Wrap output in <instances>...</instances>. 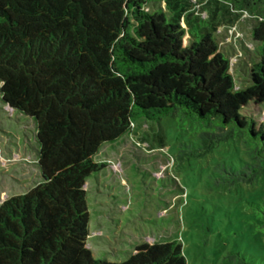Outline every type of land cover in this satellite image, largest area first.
I'll return each mask as SVG.
<instances>
[{
    "label": "trees",
    "instance_id": "16d2710c",
    "mask_svg": "<svg viewBox=\"0 0 264 264\" xmlns=\"http://www.w3.org/2000/svg\"><path fill=\"white\" fill-rule=\"evenodd\" d=\"M243 13L256 49L236 88L217 35ZM190 31L198 38L185 46ZM0 95L34 120L41 175L0 203V264H187L176 241L94 260L85 183L135 119L168 115L212 128L183 144L191 156L243 140L246 158L217 163L218 182L264 179V124L244 113L264 107V0H0Z\"/></svg>",
    "mask_w": 264,
    "mask_h": 264
},
{
    "label": "rangeland",
    "instance_id": "374dc122",
    "mask_svg": "<svg viewBox=\"0 0 264 264\" xmlns=\"http://www.w3.org/2000/svg\"><path fill=\"white\" fill-rule=\"evenodd\" d=\"M252 24L243 13L217 35L219 50L230 56L236 88L246 85L239 63L246 67L256 49ZM189 34L185 46L198 38ZM244 113L264 124V107L251 105ZM134 123L101 148L97 158L105 168L85 183L92 258L121 263L137 245L176 241L187 264H264V179L217 181V163L246 158L243 140L235 135L195 157L183 144L197 146L199 134L212 130L206 122L168 115ZM38 149L34 120L10 109L0 95V203L41 181Z\"/></svg>",
    "mask_w": 264,
    "mask_h": 264
}]
</instances>
